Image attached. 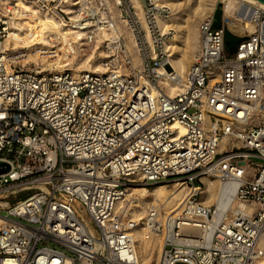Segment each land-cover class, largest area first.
<instances>
[{
    "label": "built area",
    "instance_id": "obj_1",
    "mask_svg": "<svg viewBox=\"0 0 264 264\" xmlns=\"http://www.w3.org/2000/svg\"><path fill=\"white\" fill-rule=\"evenodd\" d=\"M158 1L139 0L145 29L130 0H117L136 69L107 0H0V264H137L135 223L116 204L137 186L170 185L189 195L162 223L149 213V228L163 233L158 264H264V9L232 12L252 34L224 16L215 30L207 16L184 89L170 97L158 84L159 68L175 79L156 25L169 10ZM41 16L62 29L51 46L33 33ZM225 30L241 39L233 54ZM22 40L48 62L25 64ZM85 58L105 71L85 70ZM209 114L226 122L211 115L207 125ZM225 138L238 145L220 152ZM204 177L236 182L243 205L212 223L209 241L184 231L215 214L199 201Z\"/></svg>",
    "mask_w": 264,
    "mask_h": 264
},
{
    "label": "bare ground",
    "instance_id": "obj_2",
    "mask_svg": "<svg viewBox=\"0 0 264 264\" xmlns=\"http://www.w3.org/2000/svg\"><path fill=\"white\" fill-rule=\"evenodd\" d=\"M111 12L113 14V21L115 23V29L113 31L117 36H122L126 49L130 56L133 58V65L136 69L140 68L141 59L138 56L136 49V42L134 34L124 17L121 16L120 10L117 6V0H113V4L110 3ZM209 0H203V4L200 2L195 7L193 13L190 14V20H185L186 24L179 23L171 13L178 9L181 4L177 0H159L158 4L169 10L168 17H156V25L160 33L163 35L161 44L163 51L167 55L169 63V69L172 70L174 80L169 77V72L164 68L158 69L159 79L158 84L163 86L166 93L173 97L184 89L185 74L193 60V50L197 46L199 39V25L194 26L195 20L201 17H207L215 12L217 0H212L211 3H207ZM136 15H138V23L142 28L147 29V25L142 16V6L139 0H130ZM219 4L222 7V15L229 20L228 25L230 28L235 26H241L248 33L255 32L254 25L250 20H237L239 17L232 18V12L237 6L254 5L264 9L263 6L257 2L250 0H220ZM224 4V5H223ZM205 13V14H204ZM173 17V18H172ZM201 21V20H200ZM203 21V20H202ZM193 22V24H192ZM34 34L40 37V45L44 47L51 46V43L46 38H53L54 35L62 36V29H60L58 23L52 18L47 16L38 17L33 26ZM171 31V35L166 34ZM147 39L152 46L150 37L147 32ZM217 38H210L208 45L212 50L216 48ZM4 47L7 48L10 45V41L4 42ZM19 49H27L31 51V56L25 59V64H34L39 66L40 63H47L48 61L44 56L38 54L39 50L32 47L29 42L22 40V44H14ZM197 48V47H196ZM36 49V51H35ZM33 51H35L33 53ZM70 60H68L69 62ZM84 66L85 70L95 73H102L105 70L99 64L95 62L93 65L88 64V58H85L80 63ZM82 67H78V71ZM122 73H125L123 71ZM214 116L217 119L226 122V118H223L216 114H209L206 117V124L210 123L209 116ZM238 144L234 140L224 139L219 145L218 150L221 152L225 149H231ZM249 172L252 170L249 169ZM204 185L200 188L201 198L200 203L204 206L210 207L214 205L216 207L213 218L209 221L196 220L195 226L198 229L184 228L185 232H189L193 238H202L205 241H209L212 237V223L217 222L220 218H224L228 212L232 214L238 213L243 210V205L235 199L236 190L238 184L236 182L220 183L215 178L204 177L202 179ZM189 195V190L186 187L180 185L170 186H156L151 189L145 188H133L127 190L123 200H119L116 204L115 210L123 209L124 213L135 223L133 229L130 232L133 249L136 254L137 264H149L152 260L154 264H158L161 252L164 247L163 233H157L149 228L148 216L151 211H156L157 221L162 223L165 218L175 212L179 213L182 209L185 198ZM248 210V207L246 208ZM226 213V214H225ZM197 242V241H194Z\"/></svg>",
    "mask_w": 264,
    "mask_h": 264
},
{
    "label": "rangeland",
    "instance_id": "obj_3",
    "mask_svg": "<svg viewBox=\"0 0 264 264\" xmlns=\"http://www.w3.org/2000/svg\"><path fill=\"white\" fill-rule=\"evenodd\" d=\"M177 1H179L181 4L178 6V9H176L175 11H173L172 13H171V15H173V17L179 22V23H181V24H186L187 22H189V20H190V14H192L193 13V10L195 9V7L196 6H198L199 5V3L201 2L202 4H203V0H177ZM219 1L220 0H217V2H216V7H217V5L219 4ZM212 2V0H209V2H207V3H211ZM224 5V4H223ZM126 5H125V8H120L121 9V11H120V13H121V16L122 17H124L125 19H126V17H125V14H124V12L126 11ZM216 9V8H215ZM205 14V13H204ZM172 17V18H173ZM206 18V16L204 17H201V18H198L197 17V19L195 20V23H194V26L195 27H197V25L198 24H200L201 22H202V20H204ZM127 20V19H126ZM185 20H188L187 22L185 21ZM201 20V21H200ZM192 24H193V22H192ZM249 32V31H248ZM171 36H172V34H170ZM199 46H200V41L198 42V44H197V46H195V49L193 50V57H194V55L196 54V52L198 51V49H199ZM197 47V48H196ZM25 50H27V49H25ZM26 55H27V57H29V56H31V54H32V52L31 51H26ZM27 62V60L26 59H24V63H26ZM46 63V62H45ZM191 63H192V61H191ZM190 63V64H191ZM44 63H40V65H43ZM39 65V66H40ZM135 188H145V189H151V188H147V187H143V186H137V187H135ZM201 198V197H200ZM199 201H200V199H199ZM212 207V209H216V207L214 206V205H212L211 206ZM149 264H154V262H153V260L149 263Z\"/></svg>",
    "mask_w": 264,
    "mask_h": 264
},
{
    "label": "water",
    "instance_id": "obj_4",
    "mask_svg": "<svg viewBox=\"0 0 264 264\" xmlns=\"http://www.w3.org/2000/svg\"><path fill=\"white\" fill-rule=\"evenodd\" d=\"M250 1L257 2L258 4L264 7V0H250ZM222 17H223L222 7L220 4H218L213 15V20H214L213 29L220 30L222 28ZM240 41H241L240 38L233 36L227 30L224 31V49L227 53L233 54ZM3 167L6 166L0 163V173H5L8 170L7 167L5 169H3Z\"/></svg>",
    "mask_w": 264,
    "mask_h": 264
}]
</instances>
